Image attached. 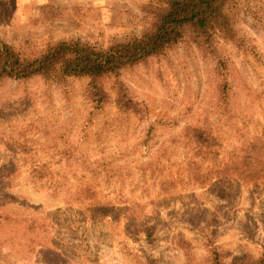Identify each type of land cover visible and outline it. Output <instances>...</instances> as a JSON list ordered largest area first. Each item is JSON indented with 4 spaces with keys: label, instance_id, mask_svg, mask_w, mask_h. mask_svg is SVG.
<instances>
[{
    "label": "rangeland",
    "instance_id": "rangeland-1",
    "mask_svg": "<svg viewBox=\"0 0 264 264\" xmlns=\"http://www.w3.org/2000/svg\"><path fill=\"white\" fill-rule=\"evenodd\" d=\"M156 0H0L36 55L139 37ZM237 42L190 35L101 80H0V264H250L264 253V0H228ZM131 100L120 109L119 91ZM198 138V139H197Z\"/></svg>",
    "mask_w": 264,
    "mask_h": 264
},
{
    "label": "trees",
    "instance_id": "trees-1",
    "mask_svg": "<svg viewBox=\"0 0 264 264\" xmlns=\"http://www.w3.org/2000/svg\"><path fill=\"white\" fill-rule=\"evenodd\" d=\"M145 10L148 29L139 37L101 49L78 40L58 41L36 55H27L0 41V80L26 79L35 75L64 85L68 77L89 78L88 94L96 106L106 95L101 80L164 53L190 35L194 43L208 44L215 35L237 42L228 0H156ZM120 109L131 100L119 91ZM198 139V138H197ZM250 264H264V253Z\"/></svg>",
    "mask_w": 264,
    "mask_h": 264
}]
</instances>
